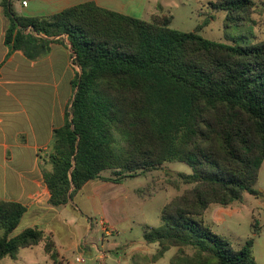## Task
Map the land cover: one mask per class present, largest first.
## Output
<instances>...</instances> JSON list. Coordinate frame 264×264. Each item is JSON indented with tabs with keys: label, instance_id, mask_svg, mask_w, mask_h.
Masks as SVG:
<instances>
[{
	"label": "trees",
	"instance_id": "trees-1",
	"mask_svg": "<svg viewBox=\"0 0 264 264\" xmlns=\"http://www.w3.org/2000/svg\"><path fill=\"white\" fill-rule=\"evenodd\" d=\"M2 6L10 53L38 60L66 36L79 68L66 122L54 131L52 170L43 172L52 206L68 205L92 181L121 184L184 163L192 173L179 178L193 187L162 209L163 225L144 228L145 240L159 244L152 260L176 248L170 264H258L256 223L254 235L237 246L204 217L212 206L243 203L246 194L262 197L256 185L264 165V39L227 44L175 30L172 17L143 21L94 2L47 18L19 16L12 0ZM213 6L239 26L255 2ZM106 171L113 176L105 178ZM25 213L19 203L0 201V259L45 242L54 264H62L43 230L11 237Z\"/></svg>",
	"mask_w": 264,
	"mask_h": 264
},
{
	"label": "crops",
	"instance_id": "crops-1",
	"mask_svg": "<svg viewBox=\"0 0 264 264\" xmlns=\"http://www.w3.org/2000/svg\"><path fill=\"white\" fill-rule=\"evenodd\" d=\"M2 1L0 0V201L15 202L26 207L19 226L23 222L28 225L11 237L29 228H39L51 238L59 260L69 263L65 252L81 248L83 241L86 247L89 246L82 233L83 220L76 216L81 213L80 203L74 199L68 205L52 206L51 193L43 172L52 170L49 154L54 143V131L66 122V114L75 94L73 80L79 68L73 64L72 50L66 36L51 45L49 55L38 60H30L19 51L10 53V48L5 43L9 20ZM86 2H94L102 8L121 14H125L131 3L130 0H12V5L19 16L47 18ZM122 185L123 183L92 181L85 187L88 190L84 188L80 194L84 196V201L92 204L93 211L101 216L99 225L103 220L109 226L110 232L105 234L100 225L102 246L106 243L114 245L117 250L124 248L125 264H160L169 253H172V260L177 252L176 248H171L161 259L152 260L159 244L148 243L145 236L139 241L130 242V245H119L116 239L109 242L110 237L120 235L111 214L119 216L124 207L127 195L114 192ZM234 205L212 206L205 214V222L212 229L216 225L225 228L227 218H232L240 210L233 208ZM208 216L212 222L208 221ZM121 220L122 218H118L117 222ZM85 222L92 230L93 221L86 218ZM254 223L258 225L259 233L255 235L253 253L258 264H264V222L260 224L254 217ZM64 235L69 240L66 238L68 243L62 245ZM253 235L254 233L251 237ZM222 236L233 241L228 235ZM234 243L237 246L244 244L238 240ZM41 255L45 264H54L45 251L44 242L21 249L15 258L0 259V264H41L38 260ZM105 258L106 253L102 252L100 259Z\"/></svg>",
	"mask_w": 264,
	"mask_h": 264
},
{
	"label": "rangeland",
	"instance_id": "rangeland-1",
	"mask_svg": "<svg viewBox=\"0 0 264 264\" xmlns=\"http://www.w3.org/2000/svg\"><path fill=\"white\" fill-rule=\"evenodd\" d=\"M130 1L128 9L124 12L126 15L143 21H150L155 15L172 17L171 28L178 31H198L199 34L208 39L241 46L249 44L250 41L264 39V0H254L255 8L250 14V21L248 20L245 25L239 26L228 25L226 22L227 14L214 8L213 4L220 0ZM180 173L190 174L192 173V168L184 163H167L159 168L139 173L135 178L124 181L122 186L115 189L114 192L123 193L127 195V198L119 216H112L111 214V218H115L114 221L117 223V230L120 231V235L118 237H110L109 242L112 243L116 239L119 245H130V242L139 241L143 238L145 225L150 227L163 225L161 218L162 209L172 200L182 196L193 187L192 185L184 184L180 180ZM112 174L111 171H106L103 176L109 178L113 176ZM256 188L260 192H264V165L261 168ZM263 192L261 198L246 194L243 203H236L233 206V208H239L240 210L232 218H227L225 228L224 226L216 225L213 227L214 232L219 235H228L234 242L238 240L244 243L248 240L255 230L253 225L254 217L259 220L260 224L264 222ZM80 194L74 198L80 203L79 207L81 209L80 215L76 216L83 220L82 233L90 247H86L83 241L81 248L64 253L69 259V263L62 260L60 262L62 264H79L76 261L78 256L85 260L84 264H125L126 260L123 258L124 248L117 250L114 245L106 243L102 246L100 240L102 233L99 225L101 216L93 211L92 204L84 201V196ZM86 218L93 221L94 227L92 230L85 222ZM118 218H122V220L117 222ZM208 221L212 222L210 216H208ZM27 225L26 222H23L13 235L25 229ZM66 238L69 240L64 235L62 245L68 243ZM102 252L106 253L105 260L100 259ZM171 257L172 253H169L161 260L160 264H170ZM38 260L41 264H45L43 255L39 256Z\"/></svg>",
	"mask_w": 264,
	"mask_h": 264
},
{
	"label": "built area",
	"instance_id": "built-area-1",
	"mask_svg": "<svg viewBox=\"0 0 264 264\" xmlns=\"http://www.w3.org/2000/svg\"><path fill=\"white\" fill-rule=\"evenodd\" d=\"M25 32L28 33V34L29 33H32L31 28L27 29ZM100 225H101V227H102V229H103V231H104L105 234H107L108 232H110L109 226L106 224L105 221L102 220L100 222ZM76 261L79 264H84L85 263V260L83 258H81V257H77L76 258Z\"/></svg>",
	"mask_w": 264,
	"mask_h": 264
}]
</instances>
